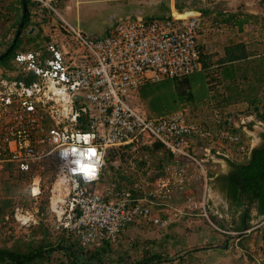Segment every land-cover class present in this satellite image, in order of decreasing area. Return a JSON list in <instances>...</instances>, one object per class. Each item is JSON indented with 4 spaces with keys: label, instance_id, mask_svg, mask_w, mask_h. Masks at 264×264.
<instances>
[{
    "label": "built area",
    "instance_id": "obj_1",
    "mask_svg": "<svg viewBox=\"0 0 264 264\" xmlns=\"http://www.w3.org/2000/svg\"><path fill=\"white\" fill-rule=\"evenodd\" d=\"M29 1L42 40L17 50L8 65L0 66V172L11 167L29 173L28 189L35 198L49 190V210L58 226L83 247L113 243L131 224L167 225L170 218L161 217L155 207L163 210L194 185L202 189L200 212L209 219L206 193L210 171L216 172L213 152L226 154L233 147L234 154L243 156L248 143L240 127L264 126V119L255 112L220 108L205 120L190 119L185 108L147 115L131 99L141 85L201 69V12L139 17L89 35L62 17L52 0ZM216 28L228 32L230 26ZM83 135H89L87 143L78 140ZM144 135L158 146L128 160L122 168L128 181L108 182L104 169L110 152ZM77 144L95 151L91 178L70 171L74 157H60ZM51 163L55 172L44 184ZM185 201L195 203L192 195ZM15 216L25 217L21 212Z\"/></svg>",
    "mask_w": 264,
    "mask_h": 264
},
{
    "label": "rangeland",
    "instance_id": "obj_2",
    "mask_svg": "<svg viewBox=\"0 0 264 264\" xmlns=\"http://www.w3.org/2000/svg\"><path fill=\"white\" fill-rule=\"evenodd\" d=\"M166 2V0H80L78 3L76 0L51 1L61 16L89 35H102L112 29L117 22L138 19L139 10L144 13H141L142 18H150L147 12L158 16L166 6ZM176 3H187L189 6L196 3V0H177L175 5ZM18 5L19 0H0V20H2L0 51L6 45L4 38L9 39L12 36L13 26L9 25L19 14ZM52 13L58 19L56 13L54 11ZM37 24L36 14L32 12L28 24L30 29L28 37L27 34L22 36L24 41L20 45L21 49L35 47L42 40V29ZM36 34L38 36L30 41L29 38ZM263 53L264 49L261 53L253 55ZM252 71L253 67L249 68L248 72ZM261 85L264 87V81H261ZM234 86L237 84L232 85ZM211 87L214 92L212 91L210 97L200 102L201 104L182 107L186 109L188 116L196 120L208 119L214 107L224 108V111L243 110L249 104L246 95L258 93L261 96L263 92V87L258 86L255 89L250 82L239 80L238 91L241 94L236 100L235 97L238 98V95L226 98L230 90H225L224 94L219 92L223 89L221 84L212 81ZM131 99L136 106L148 111V105L140 98L137 90L132 93ZM259 126L253 125L257 133L260 132ZM152 148L154 141L150 136L144 135L140 141L130 146L112 150L104 169L106 180L118 184L128 181L129 177L122 173V168H125L129 159L142 155L145 149ZM54 172L55 168L51 163L42 183H50ZM28 177L29 173H21L15 168L0 172V246L28 250L56 245L61 241L77 243L72 235L58 226L55 215L49 210V190L43 189L35 198L28 189ZM210 180L206 193L208 210H213L215 213L208 212L209 219L200 212L201 187L190 186L174 197L170 201L171 205H164L163 210L158 211L155 207L154 211L161 217L170 218L167 225H153L144 221L129 225L122 231L117 241L110 243L109 249L102 253L100 257L103 264H134L146 249H158L171 259L160 264H264V219L253 216L252 208L251 216L247 221L248 230L243 232L244 228L240 227L241 210L235 215L229 213V216L224 215L221 209L226 210L227 207H221V202L219 203L217 198L223 197ZM188 195L194 197L197 206L195 203L188 205L185 201ZM212 195H215L213 198L217 197L212 199ZM218 211L222 215L219 216ZM19 212L25 215L23 220L16 218L15 215ZM212 216H215L219 223H216ZM216 226L228 232H223ZM102 245L103 243L99 242L87 248L94 249ZM38 263L72 264L63 250L53 251L50 259L44 258Z\"/></svg>",
    "mask_w": 264,
    "mask_h": 264
},
{
    "label": "trees",
    "instance_id": "obj_3",
    "mask_svg": "<svg viewBox=\"0 0 264 264\" xmlns=\"http://www.w3.org/2000/svg\"><path fill=\"white\" fill-rule=\"evenodd\" d=\"M18 8L19 14L9 25L13 26L12 36L9 39L4 38L6 45L0 51V55L11 45L17 30L19 32L10 50L4 56H0V66L10 63L15 52L21 48L22 36L28 30L31 16L30 1L27 0V14L24 18L22 16L21 0H19ZM176 8L183 11L179 5H176ZM150 18L162 17L151 15ZM21 21L23 24L20 26ZM1 22L2 20H0ZM242 22H244V19L237 20L238 24ZM36 36L38 35L30 37L29 40L35 39ZM200 60L202 67L194 73L180 78H165L149 82L137 89L140 98L148 105V111L144 110L147 115L166 114L182 109L187 105L196 106L201 104L200 102L210 97L213 91L212 81L223 86L221 91L218 90L221 94H224L225 90L231 91L229 94L227 93L226 98L229 99L238 95V98L235 97L236 100L239 99L241 94L238 91L239 80L250 82L255 89L258 86L263 87L261 81H264V53L260 55L251 54L243 42L226 46L224 56L216 62L217 64L215 63L216 66H211L213 63H211L210 55L207 53L200 52ZM251 67H253V71L249 73ZM234 84H237V86L232 87ZM253 87H250V89L254 90ZM245 98L249 104L245 109L239 111L255 112L256 115L264 119V87L261 96L258 93H252L246 95ZM216 108L224 111V108L214 107L212 112ZM188 117L193 119L190 115ZM261 136L264 138V131ZM156 144L154 143L157 147ZM229 165L230 168L226 173H217L214 176V182L232 200L234 209L242 208L240 227L247 229L251 203L256 202L258 214L264 215V142L261 146L252 149L251 157L247 162L229 160ZM10 169L12 168L10 167ZM213 172L210 171V176L214 175ZM212 219L219 223L215 216H212ZM101 243H103L102 246L94 249L83 247L72 241L68 243L61 241L56 245L40 246L28 250L0 246V264H39L38 261L41 259H50L52 252L55 250L65 251L68 260L72 264H103L100 256L109 249L110 242L103 241ZM169 260L171 259L158 249H146L134 264H160Z\"/></svg>",
    "mask_w": 264,
    "mask_h": 264
},
{
    "label": "crops",
    "instance_id": "obj_4",
    "mask_svg": "<svg viewBox=\"0 0 264 264\" xmlns=\"http://www.w3.org/2000/svg\"><path fill=\"white\" fill-rule=\"evenodd\" d=\"M65 1L67 0H62L60 2ZM78 1L80 0H76V3H78ZM166 1L167 6L161 10L158 16L164 17L171 11H179L176 8V5L182 7V10L193 9L201 12L202 24L201 31L198 35V46L200 52L210 55L211 63H213L211 65L212 67L216 66V62L224 56L225 47L228 45L243 42L246 45L247 50L252 54L261 53L264 49V0H196V3L189 4V6L187 3H176L175 5L177 0ZM138 12L139 17L144 14L140 10ZM147 13H149L148 15L150 16L152 15L150 12ZM243 19L244 22L241 24L237 23V20L240 21ZM225 24H229L230 26L228 32H222L220 28H216L217 26L222 27ZM28 30H30L29 27ZM28 30L26 32L27 37ZM22 41H24L23 37ZM253 125L255 124L248 123L247 125L240 127V130L248 143V151L243 156H237L234 154L233 147L226 149V154L223 152H213L215 154L213 161L216 164V172L212 176L210 182L214 187L218 188L214 182V176L217 173H226L229 170V160L247 162L251 157L252 149L263 144L264 138L261 136V133L264 131V126L260 125V132L257 133L254 131ZM218 192H220L221 197H223L221 199L217 198L218 202H221V207H227L226 210L225 208L221 209L224 215L229 216L228 213L230 215H235L240 210V214L242 213V208L234 209L232 200L229 199L219 188ZM213 196L215 195H212V199L217 197L213 198ZM212 203L215 204L214 201H212ZM252 208L253 216L264 219V215L258 214L257 212L256 202L250 204L249 217L251 216L250 211ZM211 212L212 214L215 213L213 210ZM218 213L219 216L222 215L219 211Z\"/></svg>",
    "mask_w": 264,
    "mask_h": 264
},
{
    "label": "clouds",
    "instance_id": "obj_5",
    "mask_svg": "<svg viewBox=\"0 0 264 264\" xmlns=\"http://www.w3.org/2000/svg\"><path fill=\"white\" fill-rule=\"evenodd\" d=\"M23 59V57H20ZM89 135H83L78 137V140H83L85 143L89 141ZM95 155V151L92 147L80 148L79 144L66 148L60 152L62 159H67L69 156L74 157L71 163L75 165L70 171L73 173L83 174L85 178H91L96 172V165L92 162V157Z\"/></svg>",
    "mask_w": 264,
    "mask_h": 264
},
{
    "label": "water",
    "instance_id": "obj_6",
    "mask_svg": "<svg viewBox=\"0 0 264 264\" xmlns=\"http://www.w3.org/2000/svg\"><path fill=\"white\" fill-rule=\"evenodd\" d=\"M21 4H22V12H23V15L22 16L24 18L26 16V14H27V0H21ZM22 24H23V22L21 21L19 25L21 26ZM18 32H19V30H17V32L15 34V37L13 38V41H12L11 45L0 56H4L7 53V51L10 50L12 44L14 43V41L16 39V36H17Z\"/></svg>",
    "mask_w": 264,
    "mask_h": 264
}]
</instances>
